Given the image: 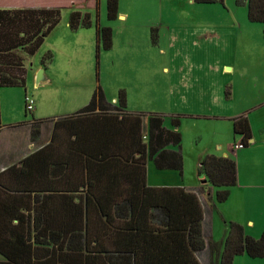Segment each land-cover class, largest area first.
<instances>
[{
    "label": "rangeland",
    "instance_id": "rangeland-1",
    "mask_svg": "<svg viewBox=\"0 0 264 264\" xmlns=\"http://www.w3.org/2000/svg\"><path fill=\"white\" fill-rule=\"evenodd\" d=\"M13 1L48 3L60 10V21L32 56L16 50L25 57V87L0 88L3 122L58 116L86 104L99 84L108 99L123 89L130 108L161 113L166 126L172 113L179 114L185 180L198 175L208 153L232 158L238 140L232 121L216 116L264 96V24L248 20L244 1L118 0L115 19L106 15V0ZM74 10L111 28L109 50L97 52L94 25L70 29ZM47 51L52 60L42 65ZM26 94L34 99L33 111L25 110ZM242 257L237 264H264V258Z\"/></svg>",
    "mask_w": 264,
    "mask_h": 264
},
{
    "label": "trees",
    "instance_id": "trees-1",
    "mask_svg": "<svg viewBox=\"0 0 264 264\" xmlns=\"http://www.w3.org/2000/svg\"><path fill=\"white\" fill-rule=\"evenodd\" d=\"M239 1H244L249 21L264 24V0ZM106 15L108 19L117 18L118 0H106ZM59 21L58 8H0V88L25 87V57L16 50L21 49L26 56H32ZM68 25L72 30L94 25L97 52L100 46L105 50L111 48V28L101 26L97 21L93 22L90 13L72 11ZM51 60L52 53L47 51L41 59V64L46 65ZM126 108L127 97L123 89L118 91L117 103L114 104L108 101L98 84L88 103L73 115L96 113L102 117L99 122L101 127L116 132L120 127H127V121L132 117L141 137L134 140L138 158L144 161L148 158L157 169L175 170L181 176L183 154L182 137L178 129L179 114L170 115L172 128H166L161 113L132 115ZM142 117L146 118L147 129L141 136ZM231 120L234 134L246 145L251 137L246 116L239 115ZM43 121L44 119L30 121L32 141L39 137V126ZM1 127L0 116V130ZM107 134L106 131L103 132L104 138ZM170 146L175 149L169 148ZM98 154L103 155L102 152ZM39 155L40 150L25 157L19 164L9 166L0 172V254L7 259L0 264H31L34 258L49 254L57 259L47 260L49 264H93L92 257L95 255H98L105 264H200L196 253L205 248L201 228L203 214L201 204L194 193L185 192L179 186H145V189L176 192V197L170 198L176 202L174 213L171 207L167 208L165 204L160 210V224L166 225L170 228V233L173 230L175 234L174 243L169 245L168 251L167 245L158 247L155 254H152L155 247L151 245L108 249L102 245L90 244V220L87 213L89 197L84 198L85 209L80 215H73L70 211V202L73 200L71 195H64L66 205L61 213L54 214L49 208L45 209L44 205L37 204L42 199L47 201L40 193L50 188L47 187L50 180L45 179L44 171L39 165L45 161L38 159L34 164L31 163L32 159L40 157ZM31 173L33 175L29 178L31 185L25 187L24 175ZM199 176H204L216 189L214 202H223L229 197L230 187L236 183L235 162L230 157L206 154L199 164ZM75 188L78 187L68 181L63 182L62 190L73 191ZM84 188L88 190L89 186ZM46 197L49 199L50 196ZM25 200L33 201L34 209L25 205ZM91 200L97 202L94 198ZM66 223L73 227H67ZM225 225L226 233L221 247L215 250L214 264H233L234 258L242 254L250 258H264V229L258 238H254L247 235L243 226L237 222L229 221Z\"/></svg>",
    "mask_w": 264,
    "mask_h": 264
},
{
    "label": "crops",
    "instance_id": "crops-1",
    "mask_svg": "<svg viewBox=\"0 0 264 264\" xmlns=\"http://www.w3.org/2000/svg\"><path fill=\"white\" fill-rule=\"evenodd\" d=\"M0 8L56 7L48 3L20 6L13 0H0ZM120 17L123 18V14L120 13ZM126 97L128 113H150L133 110L128 106L129 94ZM108 101L116 104L117 97L113 96ZM83 106L63 110L58 116L36 118L44 121L40 123L39 137L35 141L31 140L30 121L7 119V122H3L1 118L0 172L40 150V157H34L31 163L34 164L38 159L45 161L39 165L44 171L45 179L50 180L47 184L50 188L40 193L47 201L42 199L37 204L44 205L45 209L49 208L54 214L61 213L66 205L64 195H71L73 200L70 202V211L73 215H80L85 209L84 198L89 197L87 213L90 220V244L102 245L108 249L151 245L155 247L152 254L157 253L161 245H167L168 251L169 245L174 243L175 234L173 230L170 233L169 227L160 224V210L165 204L174 213L176 202L170 198L176 197V192L145 189V186H179L185 192L196 195L202 207L201 228L205 240V248L196 253L200 264H214L215 250L221 247L226 233V222L241 224L245 233L254 238L261 235L264 229V96L255 100L249 108L226 114L222 112L219 114L221 116H216L232 119L245 115L251 130V137L243 148L235 150L231 146L236 183L230 187L229 197L220 203L214 202L216 189L204 176H199V169L198 175L193 174V178L185 180L183 170L180 176L175 170L157 169L148 158L145 161L139 159L134 140L140 137V133L132 117L128 119L127 127H120L116 132L101 127L99 122L102 117L96 113L73 115ZM218 113L220 112L215 111L211 114ZM234 113L238 114L234 116ZM164 126L172 128L171 125ZM140 128L142 136L147 129L145 117H142ZM105 131L108 133L106 138L103 136ZM234 136L240 139L239 136ZM169 148L175 149L172 146ZM101 152L102 156L98 154ZM214 155L229 157L227 152ZM199 164L200 162L197 164L198 168ZM32 176V173L24 175L25 187L31 185L29 178ZM64 181L78 188L64 191ZM86 186H89L88 190L84 188ZM46 196H50L49 199ZM93 198L97 202L91 200ZM24 204L33 208V201L25 200ZM65 225L73 227L70 223ZM49 255L34 258L31 264H49L47 260H57ZM239 256L243 258L246 254ZM237 257L233 264H237ZM92 259L93 264H105L98 255ZM6 260L0 254V262Z\"/></svg>",
    "mask_w": 264,
    "mask_h": 264
},
{
    "label": "built area",
    "instance_id": "built-area-1",
    "mask_svg": "<svg viewBox=\"0 0 264 264\" xmlns=\"http://www.w3.org/2000/svg\"><path fill=\"white\" fill-rule=\"evenodd\" d=\"M25 107L27 111H32L34 109V99L27 94L25 95ZM244 146L245 144L242 141L238 140L233 143L232 148L237 150L243 148Z\"/></svg>",
    "mask_w": 264,
    "mask_h": 264
},
{
    "label": "water",
    "instance_id": "water-1",
    "mask_svg": "<svg viewBox=\"0 0 264 264\" xmlns=\"http://www.w3.org/2000/svg\"><path fill=\"white\" fill-rule=\"evenodd\" d=\"M41 78H42V70H40L39 73H38L37 80H36V83L37 84L39 83V81L41 80Z\"/></svg>",
    "mask_w": 264,
    "mask_h": 264
}]
</instances>
